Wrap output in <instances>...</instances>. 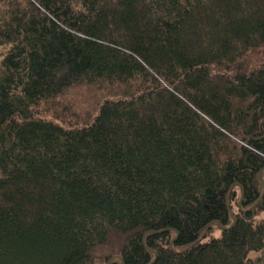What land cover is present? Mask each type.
Segmentation results:
<instances>
[{"label": "trees", "instance_id": "1", "mask_svg": "<svg viewBox=\"0 0 264 264\" xmlns=\"http://www.w3.org/2000/svg\"><path fill=\"white\" fill-rule=\"evenodd\" d=\"M0 45V264H264V0H0Z\"/></svg>", "mask_w": 264, "mask_h": 264}, {"label": "water", "instance_id": "2", "mask_svg": "<svg viewBox=\"0 0 264 264\" xmlns=\"http://www.w3.org/2000/svg\"><path fill=\"white\" fill-rule=\"evenodd\" d=\"M263 171H264V168L261 169V171L259 172V178H260V180H261V182H262V184H263V191H262L260 197H259V198L255 201V203H254L253 205H251L248 209H242V208H241V207H242V203H241V202H242V199H243V196H244V189H243V187H242L239 183H234V184L231 186V189H232L234 186H239V187H241L242 195H241V199H240V201H239V208L242 209V210L245 211V212H246V211H249V210H251V209H253L254 207H256L257 204L260 202V200H261L263 194H264V178H263V175H262V172H263ZM228 196H229V195H228ZM232 218H233V222H232V224L229 225V226H224V225H222V223H221L220 221H218V220H216V221H212L210 224L217 223V224L221 225L222 228H224V229H228V228H230L231 226H233V225L235 224V222H236V219H235V216L233 215V213H232ZM210 224L207 225L206 230L204 231V233H203V235L201 236V238H203V237L205 236V234H206V232H207V229L209 228ZM172 242H173V241H171V244H172ZM190 246H191V245H190ZM190 246L186 247V249L190 248ZM184 250H185V249H184ZM184 250H181V251H184Z\"/></svg>", "mask_w": 264, "mask_h": 264}, {"label": "rangeland", "instance_id": "3", "mask_svg": "<svg viewBox=\"0 0 264 264\" xmlns=\"http://www.w3.org/2000/svg\"><path fill=\"white\" fill-rule=\"evenodd\" d=\"M8 48V45H0V59L1 57L3 56L4 52L7 50ZM82 89H77L76 92L77 93H82ZM75 95H78V94H73L72 97H74ZM63 100H65V98H63ZM257 218H264V210L262 211H259L258 214H257ZM220 232H221V229L220 228H217L216 231L214 232L215 235H220Z\"/></svg>", "mask_w": 264, "mask_h": 264}]
</instances>
